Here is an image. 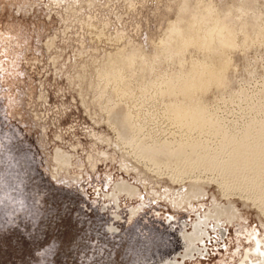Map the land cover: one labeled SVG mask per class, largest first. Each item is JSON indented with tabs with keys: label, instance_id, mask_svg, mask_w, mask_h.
I'll list each match as a JSON object with an SVG mask.
<instances>
[{
	"label": "rangeland",
	"instance_id": "rangeland-1",
	"mask_svg": "<svg viewBox=\"0 0 264 264\" xmlns=\"http://www.w3.org/2000/svg\"><path fill=\"white\" fill-rule=\"evenodd\" d=\"M188 1L0 0V264H242L251 234L264 242L255 194L173 143L217 147L222 134L182 127L170 105L204 109L231 135L264 121V0ZM207 2L236 46H205L200 31L165 54L182 6ZM126 114L127 135L163 165L121 138ZM122 178L138 194L109 195ZM193 183L204 195L175 204ZM229 204L237 215L218 220ZM199 219L202 254L183 261Z\"/></svg>",
	"mask_w": 264,
	"mask_h": 264
},
{
	"label": "bare ground",
	"instance_id": "bare-ground-1",
	"mask_svg": "<svg viewBox=\"0 0 264 264\" xmlns=\"http://www.w3.org/2000/svg\"><path fill=\"white\" fill-rule=\"evenodd\" d=\"M188 2H190V0ZM205 4H208V2ZM210 4L213 6L212 1ZM190 5L185 3V5L182 6L181 13L177 21L175 23L172 22L173 25L171 24L172 26L170 25L169 30H166V43L162 44L164 45L162 46L163 48L166 46L164 51L165 54L168 55V53L171 54L174 52L178 53L184 51L197 38V34L200 31H203V35L198 38V40L200 39L201 43L205 46L213 47L214 45H218L229 48L236 46L234 28L231 25H227L226 18L228 15L226 13L222 12L214 14L209 4L207 6L204 5L203 8H199L201 5H199V7H193V4L191 6ZM166 51L168 53H166ZM113 65L114 64L110 65V67L105 71L108 76H115V69L112 67ZM195 71L196 72H194V74L203 76V73L197 71L196 69ZM192 73L193 71L191 74ZM191 74L186 73L184 75L182 74V76L187 79ZM202 82H204V79H200L198 82H186L184 83V86L189 89L190 86H194L197 83L199 84ZM173 91H175V87L171 88V92ZM170 105L174 106V109L171 111L174 112L175 119L180 122L182 127L186 126L189 130L199 129L202 132L211 131L212 134L213 132L220 133L223 137L217 147H212L198 141L191 143L181 141L172 142L177 145L183 144L185 146H189L192 151H194L197 158L201 160L202 164L209 167L210 170L218 173L222 182L228 187L227 190H229V188H236L247 190L248 192L252 191V193L256 196V200H259L260 207L264 210V197L260 195L264 190V121H261L258 126L249 123L242 131L231 135L232 132L223 127L218 119L216 120L210 116L211 114L208 115L204 109L194 111L192 109L184 108L181 104H179V102ZM128 114L125 116L123 115L122 119L118 120L121 129V138L124 142H127L128 145L129 143L134 144L133 148L135 149L137 155L146 159V162L148 160L150 163L154 164V166L156 165V167H160L163 165L162 162L153 158L150 154L145 152V150L137 146L133 138L127 135L125 128L131 127L134 130L136 127L131 120L132 117ZM116 117L118 119V116ZM183 132L184 131H182V133ZM190 141H192V138ZM179 171L180 175L181 172H187V170L181 169H179ZM258 183H261V187L256 185Z\"/></svg>",
	"mask_w": 264,
	"mask_h": 264
},
{
	"label": "flooded vegetation",
	"instance_id": "flooded-vegetation-1",
	"mask_svg": "<svg viewBox=\"0 0 264 264\" xmlns=\"http://www.w3.org/2000/svg\"><path fill=\"white\" fill-rule=\"evenodd\" d=\"M196 183L191 184L188 191L183 193L179 199L175 200V204H181L184 201H190L192 198H198L203 196L204 190L201 187L195 188ZM118 192L112 193L109 195L117 196L122 192H127V194L135 195L138 194V190L135 186L131 185L129 181L122 178V180L118 183ZM138 208H132L131 214L134 215ZM217 210V211H216ZM215 217L219 220L221 216H226L227 218H234L237 215V209L229 204L222 209H215ZM211 212H208L207 215H210ZM212 214V213H211ZM202 219L197 220L194 225L193 229L190 232L186 233L188 238L187 247L185 249L186 253L182 255L183 261L185 256L190 255L192 252L196 251L201 253L203 250L200 247V244L204 242L205 232L201 229L200 224L202 223ZM251 239L253 241V245L249 246L245 250V255L242 257V264H264V242L263 240L257 235L256 232L251 234ZM202 254V253H201ZM166 264H182V261H170Z\"/></svg>",
	"mask_w": 264,
	"mask_h": 264
}]
</instances>
